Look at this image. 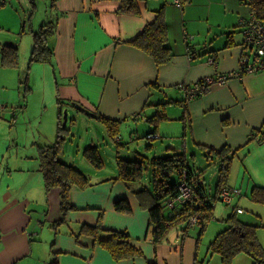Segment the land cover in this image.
Masks as SVG:
<instances>
[{"label":"crops","instance_id":"crops-1","mask_svg":"<svg viewBox=\"0 0 264 264\" xmlns=\"http://www.w3.org/2000/svg\"><path fill=\"white\" fill-rule=\"evenodd\" d=\"M22 1L28 3L27 0ZM143 1L137 3L138 14H133L120 11V0H49V9L45 13L53 32L47 41L53 54L49 62H31V69L48 64L53 71L52 86L56 97L81 104L92 112L90 116L115 121V126L111 127L116 141L120 139L117 126L127 117L144 121L146 133H151V123L147 118L156 112V105L160 101L164 102L162 108L165 118L157 123L155 132L159 136L174 137L181 129L180 148L185 154L189 142L204 156L216 154L220 163H223V158L230 157V169L224 182L229 187L238 188L228 182L230 172L234 169L236 150L242 148L241 152L251 151L254 146L264 142L259 143L255 138L258 136L255 131L264 120V102L258 101L264 94V72H241L238 76L228 77L224 84L211 85L207 91L190 99H185L184 91L178 84L189 86L206 77L237 72L246 63L253 62L250 49L242 42L239 25L242 19L249 16L248 5L242 0H187L181 5L176 0ZM11 5L14 6L12 0H0V11L10 13L13 22L18 23L19 19ZM161 6L171 56L164 64L157 65L130 40L154 19L156 9ZM11 24H8L7 29H11ZM29 34L32 39L30 30ZM22 47L23 41L19 51ZM157 91L163 92V97H166L154 102L151 97ZM181 106L183 110L180 114ZM136 130L137 127L134 132ZM129 134V138L133 139V133ZM146 138L155 139L158 136ZM248 142L250 144L244 147ZM147 149H153V146ZM143 157L152 159L148 155ZM190 158L196 161V155L192 152ZM244 164L248 168L246 160ZM110 183L112 185L106 184L109 189L105 192L106 199L112 200L108 204L109 211L114 209V201L122 198L128 200V197L130 203L140 206L132 192L138 185H126L124 181L117 180L115 188V180ZM48 193L47 197L44 190L40 201L42 206L50 199L54 206H58V190L51 188ZM239 196H234L231 203L238 201ZM71 201L76 210L100 206L96 202L75 204L72 195ZM29 203L28 200L11 199L9 192L0 200V264H40L41 261L44 264L48 258L38 249L37 244L41 238L43 240L39 236L38 225L43 224L44 220L49 224L50 233L58 231L60 225L56 224L64 220L67 212L59 213L57 207L52 209V214L48 210L33 223L31 216L26 213ZM143 212L145 217L135 234L130 232L128 225L118 226L107 221L101 225L98 218L85 213L76 219L83 225L100 224L101 230L97 237L83 236L86 246H94V242L100 244L99 240L110 238L109 230L127 232L128 241L142 251V256L119 262L193 264L195 241L187 237L191 224L183 239L179 236V230L171 229L175 232L168 233L165 239L153 245L149 216L145 209ZM71 242L60 245L68 246ZM49 256L48 264L53 257L51 251Z\"/></svg>","mask_w":264,"mask_h":264},{"label":"rangeland","instance_id":"rangeland-1","mask_svg":"<svg viewBox=\"0 0 264 264\" xmlns=\"http://www.w3.org/2000/svg\"><path fill=\"white\" fill-rule=\"evenodd\" d=\"M138 1L144 2L143 0ZM12 2L14 6L11 5V7L15 10L19 22H13L11 19L13 16H10V13L0 11V47L4 42L12 40L17 44L18 51L21 41H23V47L19 51L16 66L2 65L0 60V200H3L6 193L9 192L11 199L30 201L26 206V213L31 216L33 223H36L40 215L45 214L48 210L49 214H52V209L58 207L52 204V199L47 201L44 207L42 206L40 201L44 192L41 184L43 175L38 169V147L52 145L51 143H54L57 136L56 125L59 109L55 103L56 93L52 86L54 83L53 71L48 64H40L39 67L35 66L31 69L28 62L32 47L29 30H36L43 21H50L45 13L49 9V0H33V5L30 0H27L28 3L22 0H12ZM8 6L10 7L9 4ZM21 17L24 22V30ZM11 22L9 30L7 26ZM228 73H236V71ZM233 76L235 75H231V77ZM155 93L151 97L154 102L166 97H163L164 93L161 91ZM258 101L264 102V94ZM175 103L182 105L180 102ZM61 105H63L60 109L61 115L63 117L64 109H66L67 120L65 125H62L63 129L59 131L63 139L57 159L73 162L88 178V183L83 187L71 189L72 199L75 200V204L80 202L85 205L96 202L100 206L84 210H76L77 208L68 210L64 220L56 224V226L60 225L59 230L52 233L49 232V224L46 221L43 220V224L38 225L39 236L43 237V240L41 238V242L37 244L38 249L39 252L48 255L44 264H48L51 250H54V254L57 255V264H125L116 261L105 247L96 242H94V246H86L83 241L85 234L81 232L82 223L76 219L81 213H85L98 218L101 225L107 221L118 226L128 225L133 234L139 231L141 221L145 217L144 209L141 206L128 201L131 205V211L128 213L115 209L108 210V204L112 200L111 198L106 199L109 189L106 184L112 185L110 182L117 174L116 155L136 160L140 159L141 155L153 157L173 153L180 154L184 157L185 164L189 168L196 172L198 171L196 167L201 169L200 178L202 179L200 180L207 195L213 196L218 178L219 158L216 154L204 156L201 151L195 150L189 142H187L188 150L185 154L180 148L181 129L174 137L159 136L156 133L158 138L147 139L145 136L147 128L144 126V121L141 122L139 118L127 117L120 121L121 123L119 122V127L117 126L120 139L116 141L112 135L111 123H105L96 115L90 116L88 112L76 108L74 103H70L69 100L61 99ZM182 110L181 106L180 114ZM140 113L142 114V111ZM150 125V129H153V124ZM136 127L137 130L134 132ZM130 132L133 133V139L129 138ZM90 143L98 149L102 159L100 167L91 164L83 154V150ZM263 143L254 146L251 151L241 152L242 148L237 149L234 155L235 160H233L234 169L228 177V182L231 185L235 184L241 189L238 201H234L232 205L241 207L243 212L233 213L234 217L244 224L253 226L256 241L262 249H264V203L254 200L250 193L254 184L264 187ZM248 144L250 143L248 142L244 147ZM149 145H152L153 149H147ZM191 152L196 155V161L190 158ZM244 160L248 162V168L245 166ZM170 179L171 182L176 181L175 174H172ZM105 180L108 181L103 182ZM150 180L149 173L145 175L142 182L147 185L150 184ZM116 182L115 179V188ZM128 200H130L129 197ZM232 205H226L221 200H216L213 209L214 216L207 222L198 239V224L194 223L188 227L187 237L195 241L194 252L198 264H253L254 259L246 253H239L231 261L225 263L219 253L209 249V243L217 231L224 227V217L231 214ZM173 232L175 230H170L169 234ZM69 241L72 242L68 246L60 245V243ZM177 242L179 243V240ZM41 262L39 263L41 264Z\"/></svg>","mask_w":264,"mask_h":264},{"label":"trees","instance_id":"trees-1","mask_svg":"<svg viewBox=\"0 0 264 264\" xmlns=\"http://www.w3.org/2000/svg\"><path fill=\"white\" fill-rule=\"evenodd\" d=\"M242 1L248 5L250 11L249 16L264 26V0ZM30 2L32 5L34 4L33 0H30ZM137 3L138 0H120V11L138 14ZM248 17L245 20H248ZM22 27H24L23 20ZM30 32L32 36V47L29 55V63L35 61L49 62L53 54L52 48L47 41V38L53 32L51 23L49 21H43L38 29H30ZM130 43L147 53L157 65L164 64L169 60L171 52L167 44L166 23L162 6L156 9L154 19L146 23L141 31L130 40ZM17 49L14 42L1 44L0 60L2 65L9 67L17 65ZM56 101L59 109L57 114L56 140L54 143H51L52 145L44 144L48 146L38 147V169L43 175L42 182L45 195L47 196L49 194L48 192L51 188H56L59 195V210L62 214H65L68 210L75 208V205L71 201V189L83 187L88 183V178L73 162H64L59 158L57 159V154L63 139L59 131L63 129V126L60 112L61 98L57 96ZM164 105L165 103L160 101L156 105V112L147 118L153 124V129H151L152 134H156L157 123L162 118H165V113L162 108ZM100 118L105 123H111V126H115V124H112L115 121L106 117ZM255 133L258 135L255 137L257 142H263L264 120ZM83 154L91 164L96 167L101 166L102 159L95 145L90 143L83 150ZM143 156L141 155L140 159L136 157V160H132L116 155L117 174L113 177V180H122L126 185H138L132 189V192L137 197L139 205L148 213L153 245L165 239L171 229L179 230V236L183 239L186 236L185 231L187 227L193 223L199 226L198 239L207 222L213 216L214 204L216 200H219V197H217L219 187L226 185L224 180L228 175L231 158L223 156L225 157L222 159L223 163L219 162L217 170L218 179L214 194L213 196H208L200 180L201 169L198 168L196 172L189 168L185 164L182 155L173 153L165 156H153L152 159H147ZM149 173L151 179L150 184L145 185L142 180ZM172 174H175L176 177V181L174 182H171L170 179ZM182 179H186L189 183L192 196L183 202H173L170 204L171 200L178 194V186L182 182ZM250 195L254 200L264 203V187L254 184ZM46 196L45 198L47 199L48 196ZM113 207L115 210L123 213L131 211V206L126 198L114 201ZM230 213L226 218L224 217V227L217 231L209 243V249H212V252L219 253L220 258L225 263L231 261L239 253H246L254 259L253 264H258L264 259V249L256 241L253 226L237 220L234 216L238 213L232 210V206ZM191 217H196V220L192 221ZM100 230L99 223L95 225L82 224L81 227V232L96 237ZM109 232L110 238L99 240V242L100 245L109 251L116 261L130 259L134 256H142V251L132 246L128 241L127 232L124 230H110ZM54 253V250H51L53 257L50 264L57 263V255ZM155 263V261H152L148 264ZM193 264H198L196 259H194Z\"/></svg>","mask_w":264,"mask_h":264},{"label":"built area","instance_id":"built-area-1","mask_svg":"<svg viewBox=\"0 0 264 264\" xmlns=\"http://www.w3.org/2000/svg\"><path fill=\"white\" fill-rule=\"evenodd\" d=\"M187 0H176L178 5H181ZM248 20L242 19L239 22L242 42L246 48L250 49L253 62L246 63L244 68L236 73H228L226 75H218L216 77H206L203 80L195 81L189 86L180 84L178 87L184 91L183 95L185 99L193 98L203 92L207 91L211 85H222L225 83L228 77L231 75L238 76L241 72L254 73L257 71H264V26L257 21H254L251 16ZM244 63V62H243ZM242 63V64H243ZM155 137L157 134H147L146 137ZM177 196L171 200L173 202H183L192 196L191 188L186 179H182V182L178 186ZM240 190L238 188L222 185L218 189L217 197L226 205H232V199L234 196H239ZM232 210L235 213H242L243 209L239 206L232 205ZM192 221L196 220V217H191ZM258 264H264V259Z\"/></svg>","mask_w":264,"mask_h":264},{"label":"water","instance_id":"water-1","mask_svg":"<svg viewBox=\"0 0 264 264\" xmlns=\"http://www.w3.org/2000/svg\"><path fill=\"white\" fill-rule=\"evenodd\" d=\"M73 103H74L76 108L83 110L84 112H88L89 114H92V112H90L88 109L84 108L81 104H79L77 102H73ZM66 120H67L66 109H64L63 117H62V125H65ZM148 134H152V133H148Z\"/></svg>","mask_w":264,"mask_h":264},{"label":"flooded vegetation","instance_id":"flooded-vegetation-1","mask_svg":"<svg viewBox=\"0 0 264 264\" xmlns=\"http://www.w3.org/2000/svg\"><path fill=\"white\" fill-rule=\"evenodd\" d=\"M58 209H59V207H58ZM60 211V210H59ZM59 213H61V212H59Z\"/></svg>","mask_w":264,"mask_h":264}]
</instances>
